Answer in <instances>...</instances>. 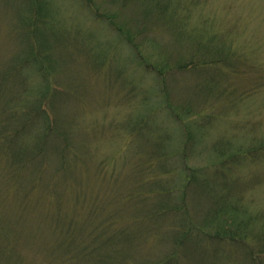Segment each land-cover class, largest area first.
Returning a JSON list of instances; mask_svg holds the SVG:
<instances>
[{
  "label": "rangeland",
  "instance_id": "rangeland-1",
  "mask_svg": "<svg viewBox=\"0 0 264 264\" xmlns=\"http://www.w3.org/2000/svg\"><path fill=\"white\" fill-rule=\"evenodd\" d=\"M42 1L0 0V264H264V0ZM225 159L247 194L211 219Z\"/></svg>",
  "mask_w": 264,
  "mask_h": 264
},
{
  "label": "trees",
  "instance_id": "trees-1",
  "mask_svg": "<svg viewBox=\"0 0 264 264\" xmlns=\"http://www.w3.org/2000/svg\"><path fill=\"white\" fill-rule=\"evenodd\" d=\"M32 2L36 6V9H37V12H38V19L40 17L39 15H41L43 17V13L49 9L48 1L44 2L42 0H32ZM81 3H82V6L84 8H86L87 5L89 6V8L90 7L94 8L95 12L94 11L93 12L95 13V15L98 16L100 14L99 13L100 11H99L98 7L97 6H94V7L92 6L95 3L94 1H89V0L85 1V0H83V2H81ZM29 14L30 13H24V15H23V21H24L25 24H27L26 38H28L27 34H29V31H30V25H29V23L31 24L30 20H32L34 25L37 24V22H36L37 17L32 18V16L29 15ZM28 40L33 45V42L35 40L33 41V39L31 37L28 38ZM210 41H211V43L213 42V40H210ZM201 42L208 44V40L201 41ZM218 51H220V55L218 56V59L213 60V59L206 58V59L202 60L203 63L212 65V64H214V61H218V62L219 61H226L227 59L223 55L222 51L221 50H218ZM33 52H34V50L31 51L29 58L31 57ZM36 57H37V54L35 53L34 54V58H36ZM230 65H233V63L230 62V63L227 64V66H230ZM185 66L186 65H184V66H182L180 68H185ZM23 67H24V65H23ZM40 113L43 114V112H40ZM22 114H23V116L22 115L21 116L23 118V123L21 124V126L19 128H17L15 130V132L16 131H20L21 129L26 127V125L29 124V122L35 120V118L38 115V111L36 109H32L31 108V109H28V110L22 112ZM8 115H9V118H12V116H15V112L12 111ZM39 116H42V118H43V115H39ZM43 120H44V128H43V131L39 132V133H41V135L43 134L42 140L41 141H36L34 146L28 148V150L26 151V153L23 156L19 155L18 156L19 160H23V159H25L27 157H29L27 159L31 160V159H34V158H37V157L43 155V153H45V151L47 149L48 140L49 139L51 140V138L56 137V134H57V132H56L57 131L56 130L57 122H56V124L48 123L47 116H45V119L43 118ZM7 121H9V120L7 119ZM3 123H4V119L2 121V125H3ZM55 125H56V127H55ZM5 131H7V130H5ZM9 131H14V130H9ZM32 150H33V152H31ZM22 154H23V152H22ZM62 157H63V159L66 158V156H64V155ZM235 159H233L232 161L236 162L237 159L236 160ZM234 162L229 161V159H228V161H227V159H225V160L219 162L217 165L210 166L209 168H207V170L206 169H199L201 174L205 173V174H202V176L206 178L205 184H201L200 185V186H204V190L205 191L208 189V183L210 182V181H208L209 179H207L209 177L210 173L213 172L212 173L213 176H214V174H216V176H217V177H215V182H213V184H214V192H213V190L210 191V197H211L210 204H211V206H213V208L211 207L212 209L210 208V212L213 213V216H212L211 219L215 218L219 213L226 212V210L227 209L229 210V208H231L233 210H236V211L237 210L239 211V207L238 206H234L233 203H231L230 200L228 199L229 196H230V192L226 191L224 189V187H223L224 184H226L228 187H230V189H231L230 191H234L237 194V196L239 197V199H242V196H244V194L245 195L247 194V193H245V191H247V190H244L242 188V186H241V183H242L243 180L239 179L238 177L234 176L233 174H232V177L230 179V173L229 172L231 171L232 164ZM26 165L27 164L25 163V166ZM230 165H231V167H230ZM60 167H62V166H60ZM62 168H64V169L66 168V162L63 163V167ZM199 170H195L194 171L195 174H197V172H199ZM218 173H219V175H218ZM191 174H192V172H191ZM191 174H190L188 180L190 182H193V179H192L193 177L191 176ZM227 176H228V178H227ZM148 181L149 180H147L146 183ZM157 184L158 183H154V185H157ZM150 187H152V184L149 185V188ZM149 188H146L145 190H143V191H145L147 193V195H145L144 192H142V196H143V200L145 201V203H147L148 201H151V204L147 208V210H150V213H149V215L144 214L140 218L146 219L148 221H157V222H159L162 219L176 220V218L171 216V214H173L172 211H175V210H169L171 207H174V206L168 200L167 201L164 200V202L167 203L166 205L169 206V208H167V209H164V208L159 209V206L156 205V204H153V202H152V200L153 201H158V202L162 201L163 199H161V196L162 195H166V194L156 193V190H151ZM205 193L207 195V196L205 195L206 200H207L208 190ZM167 196L169 197L170 194H168ZM184 204H185V201H184ZM239 212H238V214H239ZM140 218H138V219H140ZM260 218H262V217H260ZM119 232L121 233V229H117V232H116L115 235L119 234ZM177 233H178V231H177ZM115 235H109L108 237H113ZM234 235H236V234L234 233ZM244 236H247V235L245 234ZM243 239L247 241V239H245V238H243ZM103 243H104L103 241L101 242V241L98 240V238L94 237L93 242L90 243L92 248L89 249L88 247H85L86 248V252L85 253L88 254V255H90L91 253H95L99 249V245H101ZM262 248L264 249V245L262 246ZM255 257L256 256H253L254 259H255ZM258 262L260 264H262L261 261L258 260Z\"/></svg>",
  "mask_w": 264,
  "mask_h": 264
}]
</instances>
